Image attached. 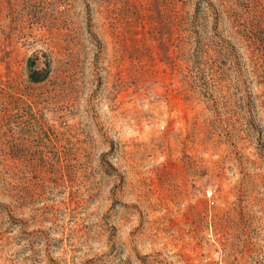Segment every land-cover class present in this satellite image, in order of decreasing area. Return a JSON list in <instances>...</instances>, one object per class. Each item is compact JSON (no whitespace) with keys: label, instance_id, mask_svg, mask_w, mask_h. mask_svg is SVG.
<instances>
[{"label":"rangeland","instance_id":"374dc122","mask_svg":"<svg viewBox=\"0 0 264 264\" xmlns=\"http://www.w3.org/2000/svg\"><path fill=\"white\" fill-rule=\"evenodd\" d=\"M258 39L264 0H0V264H264Z\"/></svg>","mask_w":264,"mask_h":264},{"label":"trees","instance_id":"16d2710c","mask_svg":"<svg viewBox=\"0 0 264 264\" xmlns=\"http://www.w3.org/2000/svg\"><path fill=\"white\" fill-rule=\"evenodd\" d=\"M254 14H256V11H255V13ZM260 23H262V21H260ZM253 34V33H252ZM262 40V42H264V40L263 39H258V41H261ZM34 74H36V77H35V79H38V77H39V72H37V71H35L34 72ZM38 75V76H37Z\"/></svg>","mask_w":264,"mask_h":264}]
</instances>
